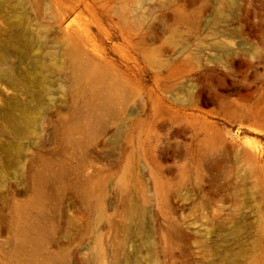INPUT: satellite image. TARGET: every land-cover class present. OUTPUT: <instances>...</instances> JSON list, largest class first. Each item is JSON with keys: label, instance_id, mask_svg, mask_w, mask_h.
<instances>
[{"label": "rangeland", "instance_id": "374dc122", "mask_svg": "<svg viewBox=\"0 0 264 264\" xmlns=\"http://www.w3.org/2000/svg\"><path fill=\"white\" fill-rule=\"evenodd\" d=\"M58 257L264 264V0H0V264Z\"/></svg>", "mask_w": 264, "mask_h": 264}, {"label": "bare ground", "instance_id": "6f19581e", "mask_svg": "<svg viewBox=\"0 0 264 264\" xmlns=\"http://www.w3.org/2000/svg\"><path fill=\"white\" fill-rule=\"evenodd\" d=\"M74 68H75V71H76V76L78 78H83L85 77L86 75V72H85V68L83 67V65H81L80 63H75L74 64ZM7 77L9 79H11L12 81H16V79L13 77L12 74H8ZM64 259L63 258H56L54 259L52 262H50L49 264H64Z\"/></svg>", "mask_w": 264, "mask_h": 264}]
</instances>
